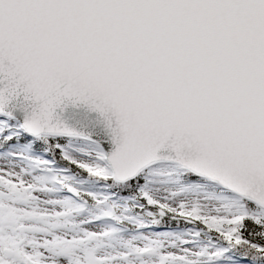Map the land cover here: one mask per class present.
<instances>
[{
    "label": "snow or ice",
    "instance_id": "1",
    "mask_svg": "<svg viewBox=\"0 0 264 264\" xmlns=\"http://www.w3.org/2000/svg\"><path fill=\"white\" fill-rule=\"evenodd\" d=\"M0 264H264V0H0Z\"/></svg>",
    "mask_w": 264,
    "mask_h": 264
}]
</instances>
